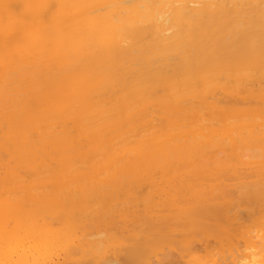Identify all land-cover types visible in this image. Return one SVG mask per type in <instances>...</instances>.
<instances>
[{"label":"bare ground","instance_id":"bare-ground-1","mask_svg":"<svg viewBox=\"0 0 264 264\" xmlns=\"http://www.w3.org/2000/svg\"><path fill=\"white\" fill-rule=\"evenodd\" d=\"M67 236L264 264V0H0V264Z\"/></svg>","mask_w":264,"mask_h":264},{"label":"rangeland","instance_id":"rangeland-1","mask_svg":"<svg viewBox=\"0 0 264 264\" xmlns=\"http://www.w3.org/2000/svg\"><path fill=\"white\" fill-rule=\"evenodd\" d=\"M85 179V178H84ZM89 179V178H88ZM81 180V179H80ZM83 181V180H82ZM77 190V189H76ZM71 195H73L74 197L76 196L77 198L78 197H82L83 196V194H81V193H79L78 191H75L73 194H69V193H66V194H64V196H69V197H71ZM126 195V194H125ZM127 199V198H126ZM75 205H76V207L78 208V209H80V208H85V206H86V202H85V200H81V201H78V203H75ZM78 213H79V211H78ZM45 214H47V213H45ZM48 215V214H47ZM80 216V215H79ZM48 217V216H47ZM80 219L82 220V222H84L85 220H83V219H86V216H85V214L83 213V212H81V217H80ZM95 222H97V221H95ZM85 228V227H84ZM79 231V230H78ZM81 231V230H80ZM89 232H90V230H88ZM83 234H85V232H83V230L81 231ZM81 232H77V236L81 233ZM91 232H93V231H91ZM69 237L71 238V236H70V234H69ZM69 237L67 236L66 238L67 239H69ZM73 237V236H72ZM66 238H64V240L62 241V243L61 244H59L58 246H54V247H52V248H49L48 250H46V251H43L44 253H40L39 254V256L40 257H38V264H57V263H61V262H64L65 264H89V262H91L90 264H95V262H94V260L95 259H99V257H100V259L97 261V264H102L103 262H102V260L103 259H106V257H104V256H107V258H110V257H108V256H111V261L112 260H114L115 258L114 257H116V256H119V255H116L115 253H114V256H113V254L112 255H110L111 254V250L108 252L107 251V254L105 253V251L103 250V252H102V250L100 251V248H99V245H98V247L95 249V247H94V251L92 250V247L93 246H90L91 247V249H90V247L88 246V248L89 249H87V245L85 244V243H78V241H77V238L76 239H74V238H72V239H69V240H72V241H69V240H65ZM67 241V242H66ZM112 241V240H111ZM18 243V242H17ZM64 243H66V244H64ZM15 244V243H14ZM73 244V245H72ZM86 246H85V245ZM17 244H15V246H16ZM20 245V244H19ZM71 245V246H70ZM62 246V247H61ZM71 248H70V247ZM75 246V247H74ZM61 247V248H60ZM69 249H68V248ZM98 248H99V251H98ZM167 248V243L166 242H161L160 244H157V245H155V249H156V251L158 252V250H160V252H163V250L164 249H166ZM113 250V249H112ZM89 251H91V252H89ZM96 251V252H95ZM64 252V253H63ZM98 252H101L100 254L102 255L103 254V256H100V254H99V256H98ZM91 253V254H90ZM44 254V255H43ZM95 254H97V255H95ZM260 254V253H259ZM259 254H256L257 256H255V257H258V255ZM95 255V256H94ZM91 256V257H90ZM92 256H93V258H92ZM120 256H122V255H120ZM119 256V257H120ZM260 256V255H259ZM45 257V258H44ZM94 257H97V258H94ZM104 257V258H103ZM114 259H113V258ZM90 258H92V259H94V260H90L89 261V259ZM101 258H102V260H101ZM117 259V258H116ZM118 259H120V258H118ZM107 260V262L110 260V259H106ZM106 260H104L105 262L103 263V264H105L106 263ZM121 260V259H120ZM89 261V262H88ZM101 262V263H100ZM120 263V262H119Z\"/></svg>","mask_w":264,"mask_h":264}]
</instances>
